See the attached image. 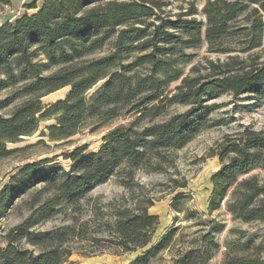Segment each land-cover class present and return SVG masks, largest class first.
I'll list each match as a JSON object with an SVG mask.
<instances>
[{
	"label": "trees",
	"instance_id": "1",
	"mask_svg": "<svg viewBox=\"0 0 264 264\" xmlns=\"http://www.w3.org/2000/svg\"><path fill=\"white\" fill-rule=\"evenodd\" d=\"M235 1L240 0H208L202 9L204 22L191 17L156 24L157 0H44L34 6L35 13L0 25V91H11L0 100V109L20 101L8 116H0V159L11 152L5 145L31 134L42 117L53 119L45 127L53 141L77 134L89 119L131 116L108 130L97 152L82 156L86 146L68 152L64 158L73 162L68 170L39 161L26 164L12 177L2 191V202L40 182L51 194L8 232L0 264H63L73 252L66 245L72 238L89 239L86 222L76 220L34 237L29 228L38 220L54 215L62 205L79 203L123 161H128L126 174L131 180L137 168H160L164 148H181L211 126L207 113L215 105L204 102V97L242 92L264 96V62L246 63L239 57L264 46V4L245 0L252 7L235 20L239 17ZM202 39L210 52L227 57L209 62L213 71L207 76L184 75L182 62L191 56L183 48L194 47ZM177 81L171 89L170 84ZM66 87L64 98L42 104V97ZM169 103L189 106L163 117ZM140 121L145 123L138 126ZM217 153L222 165L210 178V207L218 206L231 191L229 213L244 222H264V181L248 175L264 167V131L228 134ZM122 185L130 187L128 180ZM151 205L136 201L133 206L114 208L110 219L97 225L96 232L102 235L93 238L94 245L112 254L144 248L159 222L148 212ZM173 233L164 234L128 264L148 262L168 247ZM23 238L38 246L40 253L32 256L16 249L13 242ZM204 241V248L180 252L172 264L211 260L218 245L212 234H205ZM224 259L223 264H264V244L246 245L244 252L226 254Z\"/></svg>",
	"mask_w": 264,
	"mask_h": 264
},
{
	"label": "rangeland",
	"instance_id": "2",
	"mask_svg": "<svg viewBox=\"0 0 264 264\" xmlns=\"http://www.w3.org/2000/svg\"><path fill=\"white\" fill-rule=\"evenodd\" d=\"M43 1L0 0V25L7 19L13 20L24 13H35L34 6H40ZM157 1L160 3V9L155 11L158 17L156 24L191 17L197 21H205L202 9L208 0ZM261 4H264V0ZM251 7L252 4L245 0L235 1L234 9L239 12V17L235 20L243 17ZM255 16L251 19L253 20ZM183 51L191 56L190 60L182 62L184 75L190 77L207 76L213 71L209 62H222L227 57L224 54L210 52L207 42L203 39L200 44L185 47ZM239 57L245 58L246 63L264 62V46L255 51L240 53ZM177 83L179 81L171 83L170 88L173 89ZM9 92H11L9 88L0 91V100ZM67 92V87L52 92L41 98L42 104L50 105L64 98ZM203 99L207 104L215 105L207 113L211 126L204 127L181 148H164L160 152V168L156 170L137 168L131 180L126 174L128 161H123L113 169L107 179L90 188L86 197L79 203L62 205L61 210L54 215L38 220L29 228L34 237L56 231L76 220L85 221L89 239L72 238L66 245L72 247L73 252L66 257L63 264H128L135 257L147 252L169 231L174 233L168 247L158 250L159 252L144 264H172L173 257L178 253L186 252L188 249L204 248L205 234L213 235V241L218 245V249L211 260L202 264H223L226 254L231 256L242 253L246 245L264 244V222H244L228 212L227 203L231 191L215 208L210 207L209 201L213 189L210 178L222 165L217 153L221 141L228 134L239 135L246 129L264 131V96L254 97L248 92H242L238 95L227 93ZM19 102L15 100L0 109V116H8ZM188 106L185 103H169L163 117L182 112ZM130 117L126 116L124 120L105 121H100L98 118L89 119L82 124L77 134L67 139L53 141L49 140L45 129L53 119L42 117L31 134L21 136L17 141L5 145L11 152L0 159V249H4L8 244V232L24 222L40 202L51 194L42 189L43 184L40 182L2 202V191L13 179L12 177L26 164L39 163V161L56 163L57 166L68 170L73 164L69 158H64L68 152L82 146H86L82 156L97 152L108 130L119 123H125ZM143 123L145 122L140 121L138 126ZM248 175H256L264 181V167L254 169ZM127 180L129 188L122 185L123 181ZM136 201L140 203L150 201L152 205L148 208V212L159 217L151 242L142 249L118 254H112L106 248L96 247L93 238H100L102 235L96 232L99 228L97 225L110 219L114 208L133 206ZM13 245L16 249L28 251L27 254L32 256L40 253L38 246L28 243L24 238L14 241ZM64 246L65 244L62 248Z\"/></svg>",
	"mask_w": 264,
	"mask_h": 264
}]
</instances>
